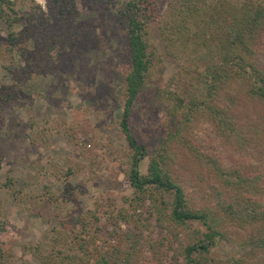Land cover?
Listing matches in <instances>:
<instances>
[{
	"label": "trees",
	"instance_id": "1",
	"mask_svg": "<svg viewBox=\"0 0 264 264\" xmlns=\"http://www.w3.org/2000/svg\"><path fill=\"white\" fill-rule=\"evenodd\" d=\"M53 1L57 14L68 12L65 0ZM158 5L159 0H112L110 5L126 49V63H120L119 69L117 127L127 146L119 163L131 188L113 217L125 222L127 228L121 238L111 242L109 237L114 232L102 230L94 207L69 212L59 218V227L43 234L42 243L23 245L40 264H142L143 249L159 262L164 248L172 249L170 264H255L247 258L256 249H264L260 174L244 166L223 167L216 156L200 151L187 134L190 126L201 120L215 126L219 134L241 140L230 110L237 102L236 94L264 105V62L258 60L255 50L259 42L264 43V0H164L162 11ZM18 18L16 0H0V21L7 40L4 49L9 55L22 40L25 51L29 50L31 32L40 52L48 53L60 40L37 26L32 16L26 26L15 29ZM151 21L156 23L166 53L178 64L164 84L156 81L161 55L149 39ZM3 89L0 87V109L12 99L11 92ZM134 110H141L145 119L141 127L131 123ZM160 111L168 125L164 132H155L157 117L153 113ZM261 127L264 133V124ZM173 142L208 162L226 187L225 197L215 191V205L194 204L171 175ZM143 157L147 161L141 172L138 165ZM0 186L17 192L9 176ZM49 197L58 200L52 194ZM144 199L148 216L135 212ZM150 215L153 223L148 220ZM0 217L3 223L1 204ZM194 222L199 227L189 228ZM153 225L166 235L151 236ZM227 226L236 230L249 256L231 255L219 263L212 262L209 248L216 239L226 237ZM182 229L186 230L183 237L178 234ZM143 230L148 233L140 239ZM174 242L177 246L173 247ZM11 259L12 254L0 248V264H9Z\"/></svg>",
	"mask_w": 264,
	"mask_h": 264
},
{
	"label": "rangeland",
	"instance_id": "2",
	"mask_svg": "<svg viewBox=\"0 0 264 264\" xmlns=\"http://www.w3.org/2000/svg\"><path fill=\"white\" fill-rule=\"evenodd\" d=\"M65 1L68 12L60 16L53 0H16L19 18L15 29L26 26L32 16L37 26L60 37L48 53L35 48L31 32L29 50L25 51L22 40L9 55L0 21V87L12 96L0 109V181L11 177L17 190L14 194L0 186L4 211L0 248L12 254L9 264H40L23 245L42 243L43 234L59 227V218L72 211L94 207L102 230L114 232L107 236L111 242L121 238L127 228L125 222L113 217L125 203L123 197L131 192L119 163L127 146L117 127L119 69L120 63H126L123 31L115 23L112 0ZM163 7L164 0H159L157 9ZM148 34L161 55L156 81L164 84L178 64L166 53L155 22L148 24ZM255 50L263 63L264 43L259 42ZM235 98L230 110L241 140L219 134L215 126L201 120L193 123L187 134L200 151L216 156L223 167L256 170L264 190V133L260 131L264 105L239 94ZM153 114L157 117L155 132H164L168 120L161 111ZM131 123L135 127L145 124L141 110L133 111ZM171 149L170 173L194 204L215 205L216 190L219 196H226V187L208 162L175 142ZM146 161V157L139 161L141 172ZM49 194L58 200L50 199ZM260 199L264 206V191ZM147 204L144 199L135 212L148 216ZM148 220L153 223V216ZM192 227L199 226L194 222ZM225 230L226 237L216 239L209 248L211 261L219 263L240 254L248 257L236 230L228 226ZM185 232L182 229L178 234L183 237ZM147 233L143 230L140 239ZM149 233L155 238L166 235L155 225ZM240 233L244 235V231ZM172 253L171 248L162 249L159 262H155L148 249H143L142 264H170ZM247 259L264 264V249H256Z\"/></svg>",
	"mask_w": 264,
	"mask_h": 264
}]
</instances>
